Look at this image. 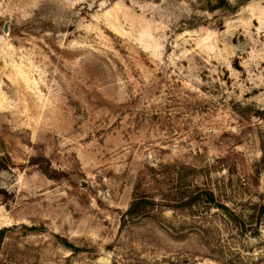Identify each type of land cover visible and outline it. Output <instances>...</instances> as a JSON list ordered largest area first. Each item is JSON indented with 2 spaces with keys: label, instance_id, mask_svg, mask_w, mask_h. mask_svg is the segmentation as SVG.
Instances as JSON below:
<instances>
[{
  "label": "rangeland",
  "instance_id": "374dc122",
  "mask_svg": "<svg viewBox=\"0 0 264 264\" xmlns=\"http://www.w3.org/2000/svg\"><path fill=\"white\" fill-rule=\"evenodd\" d=\"M0 264H264V0H0Z\"/></svg>",
  "mask_w": 264,
  "mask_h": 264
},
{
  "label": "trees",
  "instance_id": "16d2710c",
  "mask_svg": "<svg viewBox=\"0 0 264 264\" xmlns=\"http://www.w3.org/2000/svg\"><path fill=\"white\" fill-rule=\"evenodd\" d=\"M1 238H2V231H0V241H1Z\"/></svg>",
  "mask_w": 264,
  "mask_h": 264
}]
</instances>
